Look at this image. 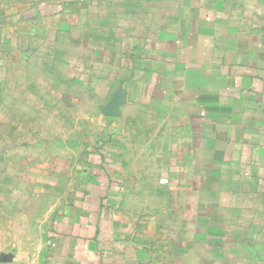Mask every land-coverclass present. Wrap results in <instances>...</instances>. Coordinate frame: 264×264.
Masks as SVG:
<instances>
[{
	"label": "crops",
	"instance_id": "0c3cea01",
	"mask_svg": "<svg viewBox=\"0 0 264 264\" xmlns=\"http://www.w3.org/2000/svg\"><path fill=\"white\" fill-rule=\"evenodd\" d=\"M264 0H0V264H264Z\"/></svg>",
	"mask_w": 264,
	"mask_h": 264
},
{
	"label": "rangeland",
	"instance_id": "374dc122",
	"mask_svg": "<svg viewBox=\"0 0 264 264\" xmlns=\"http://www.w3.org/2000/svg\"><path fill=\"white\" fill-rule=\"evenodd\" d=\"M255 249L258 250V251H262V252H264V245L256 246V247L253 249V251H254ZM256 250H255V251H256Z\"/></svg>",
	"mask_w": 264,
	"mask_h": 264
}]
</instances>
